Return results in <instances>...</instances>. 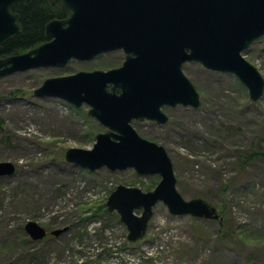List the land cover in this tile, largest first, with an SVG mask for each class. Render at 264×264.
Instances as JSON below:
<instances>
[{"label":"rangeland","instance_id":"obj_1","mask_svg":"<svg viewBox=\"0 0 264 264\" xmlns=\"http://www.w3.org/2000/svg\"><path fill=\"white\" fill-rule=\"evenodd\" d=\"M243 55L264 78V38ZM124 58L119 50L0 77V162L15 165L0 177V264H264V94L252 102L234 75L186 62L200 106L164 105V124L131 121L140 137L164 147L182 197L204 200L217 218L171 215L158 202L145 235L130 242L108 197L118 185L152 190L160 176L89 171L65 160L68 149H92L109 129L88 105L35 90L48 78L117 68ZM28 221L66 231L34 241Z\"/></svg>","mask_w":264,"mask_h":264},{"label":"water","instance_id":"obj_2","mask_svg":"<svg viewBox=\"0 0 264 264\" xmlns=\"http://www.w3.org/2000/svg\"><path fill=\"white\" fill-rule=\"evenodd\" d=\"M27 1L0 0V46L21 32L19 16L10 7ZM47 1L60 6L68 17L47 23V42L0 59V77L62 68L73 59L90 61L107 52L124 51L125 60L118 68L48 78L35 94L60 98L76 108L86 104L88 114L109 129L96 135L92 149H68L64 156L68 163L89 171L133 168L137 174L160 176L152 191L118 185L108 197L106 206L119 215L128 241L145 235L158 202L171 215L217 218L215 208L204 200L182 197L164 147L140 137L131 121L164 124L168 117L162 106H200V95L182 70L186 62L234 75L248 89L252 102L260 100L264 78L243 52L264 37V0ZM14 172L13 163L0 162V177ZM137 209H142L140 215L135 214ZM24 229L34 241L48 234L34 221ZM65 231L49 234L57 237Z\"/></svg>","mask_w":264,"mask_h":264},{"label":"trees","instance_id":"obj_3","mask_svg":"<svg viewBox=\"0 0 264 264\" xmlns=\"http://www.w3.org/2000/svg\"><path fill=\"white\" fill-rule=\"evenodd\" d=\"M10 9L19 16L21 32L0 47V58L25 52L46 42L49 39L45 34L46 24L67 16L60 7L52 6L47 0H29L14 4Z\"/></svg>","mask_w":264,"mask_h":264},{"label":"built area","instance_id":"obj_4","mask_svg":"<svg viewBox=\"0 0 264 264\" xmlns=\"http://www.w3.org/2000/svg\"><path fill=\"white\" fill-rule=\"evenodd\" d=\"M82 262V261H81ZM119 262V261H118ZM104 264V263H103Z\"/></svg>","mask_w":264,"mask_h":264}]
</instances>
